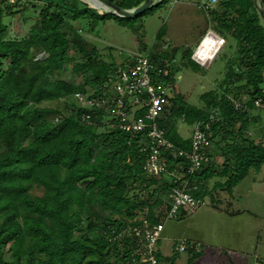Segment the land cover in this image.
<instances>
[{
    "label": "trees",
    "instance_id": "obj_1",
    "mask_svg": "<svg viewBox=\"0 0 264 264\" xmlns=\"http://www.w3.org/2000/svg\"><path fill=\"white\" fill-rule=\"evenodd\" d=\"M144 1L114 4L129 10ZM29 3L40 9L30 32L19 39L6 38L4 14H23ZM231 6L235 7V16L228 13ZM13 9L9 0H0V264H147L140 261L142 242L132 229L143 221L162 222L171 207L172 188L182 180L174 183L146 177L142 152L148 143L146 132L132 135L110 127L108 114L101 108L80 106L72 100L75 94L99 97L103 85L110 84L119 67L113 60H92L83 46L78 47V36H68L74 28L72 23L83 15L90 17L91 23L126 18L81 9L75 0H32L21 9ZM204 15L206 23L214 22L210 30L215 34L232 30L240 39V47L257 53L245 60L247 81L243 87L251 89L247 110L235 107L226 94L217 97L213 92L204 96L205 109L181 100L173 84L180 66L192 71L200 68L191 59L194 50L183 51L180 65L172 68L176 49L156 53L152 45L138 47L154 65L168 63V74L156 77L160 85H172L168 94L171 107L165 111L166 118L159 121L165 138L188 151L191 138L178 135L176 119L199 126L211 120L210 146L205 150L208 162L187 177L190 187H196L190 191L192 196L216 207L219 201L214 191L231 197L242 180L264 167V138H260L261 133L253 138L247 134L260 122L259 116L249 120L246 114L253 100L264 101V28L253 0H220L219 9ZM75 48L83 53L79 61L71 57ZM41 52L45 57L36 59ZM118 56L121 62L125 59ZM69 64L82 84L56 77ZM226 68L224 81L231 83L234 73L229 65ZM234 75L235 80L241 77ZM88 85L92 87L89 92ZM234 98L240 100L239 96ZM130 108L136 117L145 112L138 105ZM83 115L89 119L82 120ZM228 139L242 143L220 145ZM213 152L224 158L216 168ZM164 157L167 170H174L180 177L187 174L189 160L167 154ZM215 177H222V181L217 180L208 190V181ZM187 218L181 215L176 220ZM182 240L187 244L185 252L191 255L186 264H193L202 255V243L190 238L179 242ZM193 245L200 246L199 251ZM156 246L153 254L158 264H175L178 249L173 256L163 257Z\"/></svg>",
    "mask_w": 264,
    "mask_h": 264
},
{
    "label": "rangeland",
    "instance_id": "obj_2",
    "mask_svg": "<svg viewBox=\"0 0 264 264\" xmlns=\"http://www.w3.org/2000/svg\"><path fill=\"white\" fill-rule=\"evenodd\" d=\"M28 1L32 0H9V3L14 5L12 12L23 8V5L25 3L27 4ZM37 1L45 2L46 0ZM75 1L81 9L92 8L99 14L112 13L109 8H107V10L102 8V10L96 9L86 1ZM113 1L115 4L121 2V0ZM207 1L208 0H165L162 4L149 8L133 19H120L121 22H116L114 19L108 18L105 21L96 20L95 23H91L92 19L87 15H83L72 23L74 28H72V31H69L70 33L68 36L72 39L76 34L78 36V38L75 39L77 46H83L85 51L90 54L92 60H101L106 63L113 60L117 65L121 64L118 53L123 56L124 59L127 57L128 52L142 51L141 47H138L140 45H142V47L147 46L148 48L152 45L156 53L165 52L166 50L173 51L176 49L177 54L174 61H172V64H174L172 66L173 68L175 64L178 66L180 65L179 57L181 53L187 49H198L197 47H199L198 45L202 41V37L205 35L207 37L208 32L211 31L210 27L212 28V25L214 27V22L210 24L206 23V17L199 8V4H203ZM229 9L231 10L228 13L235 16L233 11L235 7L231 6ZM39 10V8L35 9L32 4L29 3L27 10L24 11L23 14H4L3 22L7 28L5 37L12 39L26 37L35 24ZM30 13L33 15H29ZM211 32L213 34L209 35V37L214 41L212 46L217 45L218 48L220 47L217 54L213 59L207 62H205V58H203V61L198 62L200 68L196 71H192L188 67L181 68L180 66V72L177 74V81L173 84V87H176V93L179 94L183 102L196 109H205V107H207L204 96L210 92L215 93L217 97L226 94L228 98L234 101L238 109L241 107L243 109L248 101L247 94H249L251 90L250 87H243L247 81L244 74L245 60L256 56L257 53L247 50L248 47H240V39L233 35L232 30L231 32H222L221 35L223 36L215 34L213 31ZM220 39L223 40L222 44L219 42ZM45 55L44 52H41L37 53L35 56L36 59L40 60L44 58ZM203 55L205 54L203 53ZM71 57L79 61L83 57V53L78 48H75L71 50ZM195 63H197V61ZM7 64V62H4L3 66L7 67ZM71 65L72 64H69L65 69L58 71L56 77L70 83L75 82L82 84L83 80L81 77L71 72ZM169 65L171 66V64ZM227 65L231 67V71L234 74L241 76L238 80L234 79L235 75L233 74L231 76L233 81H231V83H225V76L228 72L226 68ZM262 74L264 78V69ZM170 87H172V85H170ZM91 88L88 85L87 92H89ZM235 96H239L240 100L235 99ZM255 101L253 100L252 106H248L249 110L246 114L249 120L256 115L259 116L260 122L256 126L251 127L247 134L253 138L261 133L260 138H264V101H260L258 105H256ZM209 109L208 107L207 110ZM196 126L195 124L186 123L184 119H176V130L181 138H192ZM255 140L256 142L260 141L259 138H255ZM237 142L239 144L242 143L239 139H228L225 141L223 140L220 145L224 146L226 143L236 144ZM223 160L224 158L221 156H215V168L216 166H220ZM263 170L264 167H262L261 171L258 173H251L249 177L245 178L239 184L240 189L238 195L246 198L247 201L238 203V206L242 204L245 205L249 201L248 194H244L243 191H246L248 185H251L252 179H254V181L264 180ZM217 180L222 181V177L210 179L207 189L210 190ZM151 186L152 185H150V187ZM213 195L221 199V204L218 205V211H224L229 215L224 216V214L220 213L215 214V209L213 210L214 207L209 205L207 206L208 208H200L201 211L207 209L208 214L201 213L200 211V213L191 214L192 216L198 215L197 217L188 216V218H191H189L190 220L184 219L181 221L173 220L166 222L161 234V240L156 246L161 256H173L180 239H189L193 237L207 238V236L209 237L215 232L219 237L213 236L212 239L213 243H216L217 246L215 250L203 252L200 256L201 258L195 259L193 264H233L231 262L232 257L227 256V253L230 255L232 250L237 251V243L239 242L238 233H242L244 244L251 241L254 224L253 222L251 223L252 218L250 217H248V220H243V217L237 218L233 216L234 212L232 213V210L228 208L230 197L226 192L217 190L213 192ZM238 212L242 213V211ZM228 216L229 219L227 218ZM193 224H197V227H193ZM262 225L263 227L259 225L260 228L258 233L260 234L261 244H264V223ZM254 233L256 234V230H254ZM221 243L226 245L220 246L222 245ZM190 256L191 255L185 251L178 252L175 264H186ZM164 264H168L167 261H165Z\"/></svg>",
    "mask_w": 264,
    "mask_h": 264
},
{
    "label": "built area",
    "instance_id": "obj_3",
    "mask_svg": "<svg viewBox=\"0 0 264 264\" xmlns=\"http://www.w3.org/2000/svg\"><path fill=\"white\" fill-rule=\"evenodd\" d=\"M219 1L208 0L199 4V8L204 14H208L219 8ZM219 42L222 44L223 40L220 39ZM167 65L168 63L163 62L157 66L141 52H128L127 57L116 69L113 79L109 80L110 84L103 85L99 97L91 99L90 94L72 96V100L77 105L101 108L108 114L106 122H111L110 127L132 135L146 132L148 143L142 149L146 157L143 166L146 177L165 178L169 181L171 179L174 183L182 180L180 184L172 188L171 207L162 222L149 224L143 221L139 227L132 229L134 236L142 242L143 252L140 253V261L147 264H158V259L153 253L157 241L161 238L165 223L176 220L181 215L190 216L207 204V201L192 196L190 191L196 187H190V179L187 176L196 173L203 162H208L205 150L210 146L211 120L202 126L197 124L188 151L177 148L165 138L164 131L159 127V121L166 118L165 111L171 107L168 98L170 88L167 85H160L156 77L168 74ZM259 102V100L255 101L256 105ZM137 105L145 108L142 117H136L133 108H130ZM235 107H237L236 104ZM88 119V115L82 116V120ZM166 154L189 160L187 174L181 176L184 179H181L174 170H167L168 164L164 157ZM186 248V242L180 241L178 251L184 252ZM192 248L199 251L200 246L193 245Z\"/></svg>",
    "mask_w": 264,
    "mask_h": 264
},
{
    "label": "crops",
    "instance_id": "obj_4",
    "mask_svg": "<svg viewBox=\"0 0 264 264\" xmlns=\"http://www.w3.org/2000/svg\"><path fill=\"white\" fill-rule=\"evenodd\" d=\"M212 34L213 33L211 31H209L207 36L209 37V35H212ZM213 153H214L213 154L214 157L215 156H221L217 152L216 153L213 152ZM249 175L247 177H249ZM255 181H254V179H252V181L250 183L251 185H248L246 191H243L244 194H248V199H249V201L245 205L242 204L241 206H238V203L247 201L246 198L238 195V191L240 189L239 184L241 182L234 188L233 195L231 197L229 196L230 200L228 203V208H230L232 210L231 211L232 213L234 212L233 216L237 217V218L243 217V220L244 219L248 220V217H250V218H252L251 223L253 222V224H254V227L252 229V235L253 236H252L251 241L249 243L246 242L244 244L243 238H242L243 237L242 233L241 234L238 233L237 235L239 236L238 237L239 242L237 243V246H238L237 251L232 250L230 255H229V253H227V256L232 257L231 262L233 264H247V263L248 264H256V263L257 264H264V244H261L260 234L258 233L260 226L263 227L262 224L264 223V180L262 179V180H255ZM220 200L221 199H218L219 203H217L216 207L213 208V210L215 209L214 210L215 214L220 213V214H224V216L229 215L228 213H226L224 211L223 212L218 211L219 210L218 205L221 204ZM205 207H207V206H205ZM200 211L201 210L198 209L194 213H197V212L200 213ZM207 211H208L207 209H203L201 211V213H207L208 214ZM238 211H242V213H239ZM197 216L191 215L190 217H197ZM189 218H187V219H189ZM227 218L229 219V216ZM227 221H229V220H227ZM193 227H197V224H193ZM254 230H256V234L254 233ZM213 233L214 234L210 235L209 237L207 236V238H205V237L204 238L203 237H200V238L199 237H193L190 239L196 240V241H199L202 243L201 251L203 254V252L215 250V248L217 247L216 243H213L212 239H213V236L217 237V238H219V237L217 236L218 234H216L215 232H213ZM244 234H246V233H244ZM224 245H226V244H222L220 246H224ZM200 258L201 257H198L197 259H200Z\"/></svg>",
    "mask_w": 264,
    "mask_h": 264
},
{
    "label": "water",
    "instance_id": "obj_5",
    "mask_svg": "<svg viewBox=\"0 0 264 264\" xmlns=\"http://www.w3.org/2000/svg\"><path fill=\"white\" fill-rule=\"evenodd\" d=\"M105 7L109 8L113 14H116L119 17H123L126 19H133L136 16L142 14L149 8L155 6L161 0H145L139 6L126 10L122 9L114 3L109 2L108 0H99ZM254 7L258 13V16L261 20V24L264 28V0H253Z\"/></svg>",
    "mask_w": 264,
    "mask_h": 264
},
{
    "label": "bare ground",
    "instance_id": "obj_6",
    "mask_svg": "<svg viewBox=\"0 0 264 264\" xmlns=\"http://www.w3.org/2000/svg\"><path fill=\"white\" fill-rule=\"evenodd\" d=\"M86 1L87 3H89L90 5H92L93 7H95L96 9H104L107 10V7H105L99 0H83ZM101 9V10H102ZM212 44H214V41H212L210 39V37H203L198 49L195 50L194 56L193 58L197 61H203V58H205V62L211 60L214 58V56L216 55L217 51H218V46H212ZM212 46V47H210ZM208 49V52H207ZM206 54V55H203Z\"/></svg>",
    "mask_w": 264,
    "mask_h": 264
},
{
    "label": "clouds",
    "instance_id": "obj_7",
    "mask_svg": "<svg viewBox=\"0 0 264 264\" xmlns=\"http://www.w3.org/2000/svg\"><path fill=\"white\" fill-rule=\"evenodd\" d=\"M161 1H162V0H161ZM161 1H160V2H161ZM205 36H206V35H205ZM205 36H204V37H205ZM202 38H203V37H202ZM201 40H202V39H201ZM200 43H201V42H200ZM200 43H199V45H200ZM199 45H198V46H199ZM197 48H198V47H197ZM219 48H220V47H219ZM195 50H196V49H195ZM195 50L193 51L192 59H193V55H194V53H195ZM218 50H219V49H218ZM216 54H217V53H216ZM193 60H194V59H193ZM194 61L196 62V60H194ZM197 63H198V62H197ZM198 64H199V63H198ZM200 65H201V64H200Z\"/></svg>",
    "mask_w": 264,
    "mask_h": 264
}]
</instances>
